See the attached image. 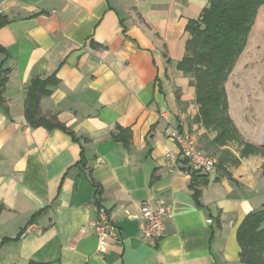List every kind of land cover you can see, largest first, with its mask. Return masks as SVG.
I'll return each instance as SVG.
<instances>
[{
  "label": "crops",
  "instance_id": "0c3cea01",
  "mask_svg": "<svg viewBox=\"0 0 264 264\" xmlns=\"http://www.w3.org/2000/svg\"><path fill=\"white\" fill-rule=\"evenodd\" d=\"M207 2L0 0V264H239L236 231L264 204L263 158L226 162L229 177L199 174L196 206L192 169L161 116L198 145L194 91L177 63ZM50 76L58 84L40 111L66 132L24 118L31 80ZM143 202L172 211L156 248L140 238ZM97 206L118 230L103 255L90 229Z\"/></svg>",
  "mask_w": 264,
  "mask_h": 264
},
{
  "label": "trees",
  "instance_id": "16d2710c",
  "mask_svg": "<svg viewBox=\"0 0 264 264\" xmlns=\"http://www.w3.org/2000/svg\"><path fill=\"white\" fill-rule=\"evenodd\" d=\"M263 5L264 0H208L199 18L186 26L185 52L177 63L178 71L188 78L189 87L194 91L192 104L197 111L192 123L203 130L198 136V147L204 152H217L216 168L228 177L224 164L238 165L240 159L250 155L263 158L264 174V148L243 143L238 158L229 149H221L239 142L238 131L229 116L225 83L245 49L256 14ZM3 23L0 22V26ZM6 75L7 71L0 72L1 103ZM57 84L55 76L31 80L24 100V118L30 127L67 131L55 116L43 115L40 111V99L49 95L50 88ZM209 136H213L212 139ZM118 139L127 146V139ZM190 175L192 198L196 206H200V187L206 184V177L193 170ZM236 241L240 249L239 264H264V204L244 217L236 231ZM28 264L50 263L29 261Z\"/></svg>",
  "mask_w": 264,
  "mask_h": 264
},
{
  "label": "rangeland",
  "instance_id": "374dc122",
  "mask_svg": "<svg viewBox=\"0 0 264 264\" xmlns=\"http://www.w3.org/2000/svg\"><path fill=\"white\" fill-rule=\"evenodd\" d=\"M225 89L229 116L237 131L244 135L254 130L253 137H243L238 132L239 142L230 143L228 148L238 153L243 143L263 148L258 145L264 144V5L256 14L245 49L237 59ZM205 153L217 163V152Z\"/></svg>",
  "mask_w": 264,
  "mask_h": 264
},
{
  "label": "built area",
  "instance_id": "2783aa9c",
  "mask_svg": "<svg viewBox=\"0 0 264 264\" xmlns=\"http://www.w3.org/2000/svg\"><path fill=\"white\" fill-rule=\"evenodd\" d=\"M168 123L166 139L175 144L179 155L190 168L201 175H211L217 170L216 161L202 151L195 139L186 132H182L175 124H171L164 114L161 115ZM97 208V218L90 223V229L97 239V253L103 255L110 240L118 238V230L111 218L102 207ZM172 216L171 208L162 202L152 209L148 202L141 204V213L136 218L139 220L140 238L147 245L156 248L163 237L164 219Z\"/></svg>",
  "mask_w": 264,
  "mask_h": 264
},
{
  "label": "water",
  "instance_id": "95a60500",
  "mask_svg": "<svg viewBox=\"0 0 264 264\" xmlns=\"http://www.w3.org/2000/svg\"><path fill=\"white\" fill-rule=\"evenodd\" d=\"M258 146H260V147H263V148H264V144H259Z\"/></svg>",
  "mask_w": 264,
  "mask_h": 264
}]
</instances>
